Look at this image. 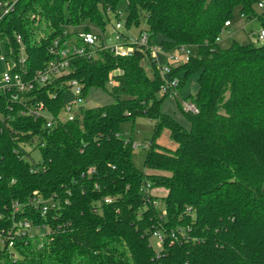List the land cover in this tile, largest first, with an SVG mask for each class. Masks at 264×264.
<instances>
[{
	"label": "trees",
	"instance_id": "trees-1",
	"mask_svg": "<svg viewBox=\"0 0 264 264\" xmlns=\"http://www.w3.org/2000/svg\"><path fill=\"white\" fill-rule=\"evenodd\" d=\"M121 1L0 0L14 4L0 20V57L6 54L16 73L26 70L32 79L59 59L52 48L65 29L104 30L110 12L120 17ZM258 1L126 0L127 27L144 19L150 47L167 55L192 49L190 61L171 74L179 92L198 74L197 93H179L177 102L190 130L162 112L170 96L162 93L149 49L127 58L110 51H100L99 59L72 58L69 72L21 94L30 101L0 95V264H264V42L227 48L216 42L236 10L248 20L256 16ZM74 80L85 99L114 80V102L62 121ZM181 101L195 103L199 113L184 112ZM39 102L56 120L50 128L43 115L21 114L25 103ZM138 118L155 123L144 162L151 173L135 167L133 142L120 133ZM163 129L176 150L157 144ZM147 183L168 191L160 199L163 212ZM34 197L55 206L47 203L43 214L29 204ZM14 202L23 206L17 214ZM25 221L40 233L23 229ZM156 233L164 237L158 253L151 245Z\"/></svg>",
	"mask_w": 264,
	"mask_h": 264
},
{
	"label": "built area",
	"instance_id": "built-area-1",
	"mask_svg": "<svg viewBox=\"0 0 264 264\" xmlns=\"http://www.w3.org/2000/svg\"><path fill=\"white\" fill-rule=\"evenodd\" d=\"M13 5L5 6L0 3V7L3 9L1 18L8 14L10 11L13 10ZM256 16L252 17V22L260 20L261 28L259 31L254 32L252 35L257 38L258 41L264 42V27L262 23H264V0H259L254 7ZM120 14V13H119ZM121 16L118 18V22L114 26V30L116 33L115 39L118 41V44L114 47H107L105 44V38L102 34L95 33L93 31L85 32H72L73 28L65 29L64 34L60 36L54 42V47L52 48V53L56 56H60L59 59H55L51 61L48 66L42 70L38 71L32 79L27 78V71H23V73H16L14 68L16 64L6 55L3 54L0 57V61L5 62L8 64V70L5 71L2 76L0 77V95L4 94H12V97L15 100L21 99V101H30V98L23 97L21 94H28L34 91L37 87L46 86L48 83L51 82V79H56L61 77L63 74L69 72L70 66L69 61L75 57H85L89 59H99L100 51H110L115 56L119 57H130L136 52L137 50L149 49L153 57L156 58V53L160 51L156 46L150 47L149 44V36L146 31H142L139 36L135 39H131L129 36H126L124 32H122L123 25L121 23ZM242 18L246 19L245 16ZM232 26V21H227L224 26V30L222 34L230 29ZM221 36L216 39L217 43H221ZM63 38H69L68 40L61 43ZM18 42L21 43V37L18 36ZM193 54L192 49L189 47L182 46L178 49L175 54L168 55L170 56V64L167 67H160L161 76L164 80V84L162 85V93L167 94L170 97H178L179 96V85L180 81L178 78L171 77L172 68L176 67L177 65L187 63L190 61V57ZM25 61L24 56L19 60L20 64H23ZM122 74V71L117 70L115 74ZM112 87L116 86V82L114 80L110 81ZM68 89L72 91L74 96V104L78 106L82 104L85 98L83 97V88L82 85L78 81H71L68 83ZM67 89V90H68ZM28 110H23L22 115H33L36 117L45 116L47 119V127H52L56 120L50 114L48 115L45 105L42 102L35 103V104H27ZM71 105V106H70ZM181 106L184 112L198 114L199 110L195 103L191 101H181ZM80 114L74 115L73 111V104L66 105L64 109V113L67 114V118L63 119L62 116L60 119L62 121H75L81 115ZM84 109V108H83ZM62 114V115H63ZM79 119V118H78ZM138 147V146H135ZM151 189V184H146V193H149ZM52 202V201H51ZM112 201L106 199V203H111ZM49 201L43 200L39 197H34L31 199L29 204L36 209H42L43 214L47 213L49 209ZM50 206L54 207L55 205L50 203ZM22 204L19 202H14L12 205V211L14 214L19 213L22 210ZM23 229L32 232L34 230L33 227L30 226L28 221H25L23 224ZM39 231V229H38ZM156 238L163 243L164 237L161 233H156ZM172 238L177 239L176 233H172Z\"/></svg>",
	"mask_w": 264,
	"mask_h": 264
},
{
	"label": "rangeland",
	"instance_id": "rangeland-1",
	"mask_svg": "<svg viewBox=\"0 0 264 264\" xmlns=\"http://www.w3.org/2000/svg\"><path fill=\"white\" fill-rule=\"evenodd\" d=\"M211 0H207V2H210ZM255 7V6H254ZM117 13L122 14L121 16V23L123 25L122 32L126 36H129L131 39H135L139 36L140 32L144 29H147L146 22L144 19L140 20L139 25L133 24L131 27H127V14H128V8H127V2L126 0L121 1L120 5L117 8ZM106 26L104 30L99 29L96 26L90 25L93 32L102 34L105 38V44L107 47H114L118 44V41H116L115 36V30L114 26L118 22V18L116 17L115 13L110 12L108 14V18H106ZM261 28L260 22L254 21L252 22V19L248 20L247 18L244 19L239 13V10L235 11L234 18L232 20V26L230 29L225 31L221 36V43L220 46L222 48H227L232 45V43L238 42L241 45H247V44H254L255 46H260L263 44L262 41H258L255 36H253V32L259 31ZM82 28H74L72 29V32H79ZM170 56H168L162 49L156 53V61L158 67H167L168 64H170ZM142 65L145 69V71L151 75L152 73V62L148 59H145L142 62ZM8 64L5 62L0 61V77L2 74L8 70ZM198 85V74L192 75L185 87H183L180 91L183 97H188L192 93H194L197 89ZM107 91L104 89L94 88L90 90L89 95L87 98L83 101L82 104H79L76 106L74 104V96L72 94L71 90H66L65 92V101L68 104H73V111L74 115L80 114V106L84 109L95 107V106H106L110 105L114 102V98L110 94V90L112 88L111 83H107L106 85ZM162 96V94L159 96V98ZM178 97H169L167 98L162 106V112L164 114L170 115L175 120H177L180 124H182L187 130H190V124L184 119L182 113L178 109L177 106ZM71 106V105H70ZM62 118H67V114L64 113L62 115ZM81 119V117H78ZM155 132V123L145 119V118H138L135 122H126L121 125L120 127V133L122 136L126 138V140H131L133 142V163L135 167H137L139 170L151 173L149 170H146L144 167V162L148 153V145L150 144V141L152 140ZM156 142L158 145L169 149V150H176L177 144L171 139L170 133L167 129H163L161 133L156 137ZM138 146V147H135ZM33 157L35 158V161L41 162L42 158L40 155V152L38 150H35L33 153ZM152 175V174H150ZM163 175L162 173H154L153 176H160ZM151 184V183H150ZM149 193L158 198L160 201L159 208L163 212L164 211V204L160 200L161 198L165 197L168 193V191L161 187H153L149 190ZM33 233H40L38 229L32 231ZM151 245L154 248V250L158 253L161 250V242L156 238V236H153L151 239Z\"/></svg>",
	"mask_w": 264,
	"mask_h": 264
},
{
	"label": "crops",
	"instance_id": "crops-1",
	"mask_svg": "<svg viewBox=\"0 0 264 264\" xmlns=\"http://www.w3.org/2000/svg\"><path fill=\"white\" fill-rule=\"evenodd\" d=\"M254 33V32H253ZM197 90H198V85H197V89L194 93H192L191 95H195L197 93ZM182 95V94H181Z\"/></svg>",
	"mask_w": 264,
	"mask_h": 264
}]
</instances>
